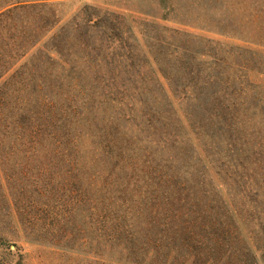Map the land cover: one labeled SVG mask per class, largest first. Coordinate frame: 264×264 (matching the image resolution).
Instances as JSON below:
<instances>
[{
  "label": "trees",
  "instance_id": "16d2710c",
  "mask_svg": "<svg viewBox=\"0 0 264 264\" xmlns=\"http://www.w3.org/2000/svg\"><path fill=\"white\" fill-rule=\"evenodd\" d=\"M57 6L0 0V255L24 264L20 228L37 241L110 247L112 264H264V158L247 155L238 132L256 111L219 110L218 79L198 76L185 44L146 34L144 51L120 15L86 4L62 24ZM163 79L184 94L209 159L229 133L228 155L211 159L258 225L253 241L186 140ZM79 209L94 237L68 229Z\"/></svg>",
  "mask_w": 264,
  "mask_h": 264
},
{
  "label": "rangeland",
  "instance_id": "374dc122",
  "mask_svg": "<svg viewBox=\"0 0 264 264\" xmlns=\"http://www.w3.org/2000/svg\"><path fill=\"white\" fill-rule=\"evenodd\" d=\"M41 1L43 0H38ZM49 2L58 4L57 10L64 16L62 24L70 23L86 4L96 7L101 12L108 11L120 15L126 24L123 27L124 36L133 40L136 37L144 51L148 49L146 34L174 43L172 44L174 48L178 44L190 47L197 53L190 65L200 70L198 76L203 77L202 79L206 76L218 79L219 110L231 109L233 106H249L251 110L256 111L252 119L239 125L242 130L238 132L246 140L247 155L252 152L256 153L254 156L264 158V0H49ZM165 6L172 9L167 16ZM175 29L179 32L174 31ZM163 83L169 92L174 111L186 126L189 134V139L186 140L196 146L197 154L207 168L210 181L233 211L243 235L249 241H253L255 233H251L252 227L258 225L249 221L244 200L236 194L235 185L219 173L217 164L211 159L228 155L225 152L229 133L226 129L222 133L223 152L219 153L213 147L209 152L211 156L209 159V155L197 140V136L191 132L185 118L189 106L183 97L184 94L174 98L164 79ZM198 86L201 87V84ZM187 89L189 94L193 93L192 87ZM214 131L218 132V129ZM89 147L90 144L85 142L82 149L86 153ZM253 168L251 165L252 171ZM83 184L86 187L85 179L82 186ZM73 217L75 224H68V229L73 228L75 238L85 236V229L90 237H94L95 233L90 229L88 219L80 209ZM18 230V236L13 241L21 248L24 264H112L117 255L116 250L110 247L100 248L96 244L81 245L84 242L75 241L65 244V240L62 244L56 245L49 240V234H43L45 236L37 241L27 237L20 228ZM12 249L16 251V247L12 246ZM0 260L5 261V264H12L14 257L0 255Z\"/></svg>",
  "mask_w": 264,
  "mask_h": 264
}]
</instances>
